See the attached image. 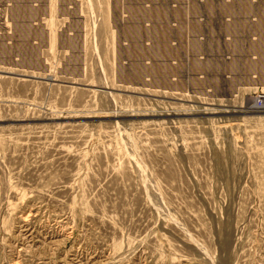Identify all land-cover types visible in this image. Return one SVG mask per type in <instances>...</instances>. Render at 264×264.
Masks as SVG:
<instances>
[{"label":"rangeland","instance_id":"1","mask_svg":"<svg viewBox=\"0 0 264 264\" xmlns=\"http://www.w3.org/2000/svg\"><path fill=\"white\" fill-rule=\"evenodd\" d=\"M116 1L0 0V264H264V74L118 82Z\"/></svg>","mask_w":264,"mask_h":264},{"label":"water","instance_id":"2","mask_svg":"<svg viewBox=\"0 0 264 264\" xmlns=\"http://www.w3.org/2000/svg\"><path fill=\"white\" fill-rule=\"evenodd\" d=\"M131 1H116L118 82L139 84L146 77L148 86L196 93L209 89L211 95L228 98L237 87L250 83L251 75L256 81L263 77L264 38L255 40L245 29L262 21V3L257 16L246 15L239 32L244 37L233 44L226 8L230 0ZM170 77L175 78L173 83L168 82Z\"/></svg>","mask_w":264,"mask_h":264},{"label":"built area","instance_id":"3","mask_svg":"<svg viewBox=\"0 0 264 264\" xmlns=\"http://www.w3.org/2000/svg\"><path fill=\"white\" fill-rule=\"evenodd\" d=\"M255 107H258V110H264V94L260 93L254 99Z\"/></svg>","mask_w":264,"mask_h":264}]
</instances>
